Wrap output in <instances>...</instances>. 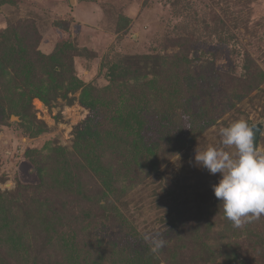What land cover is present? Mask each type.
Wrapping results in <instances>:
<instances>
[{
	"label": "rangeland",
	"instance_id": "374dc122",
	"mask_svg": "<svg viewBox=\"0 0 264 264\" xmlns=\"http://www.w3.org/2000/svg\"><path fill=\"white\" fill-rule=\"evenodd\" d=\"M241 119L264 128V0L2 6L0 264H264V216L234 228L195 161Z\"/></svg>",
	"mask_w": 264,
	"mask_h": 264
},
{
	"label": "clouds",
	"instance_id": "9594fccd",
	"mask_svg": "<svg viewBox=\"0 0 264 264\" xmlns=\"http://www.w3.org/2000/svg\"><path fill=\"white\" fill-rule=\"evenodd\" d=\"M257 133L264 128L249 126L241 119L220 129L224 148L208 147L196 150L195 161L211 175L220 174L212 186L215 197L222 205L224 217L234 228L264 216V153L255 142ZM234 148L235 153L225 149ZM166 241L153 239V251L162 248Z\"/></svg>",
	"mask_w": 264,
	"mask_h": 264
},
{
	"label": "trees",
	"instance_id": "16d2710c",
	"mask_svg": "<svg viewBox=\"0 0 264 264\" xmlns=\"http://www.w3.org/2000/svg\"><path fill=\"white\" fill-rule=\"evenodd\" d=\"M14 0H0V8L2 7V6H5V5H7V4H10V3H12ZM140 117V116H139ZM122 120H124V122H127L128 123V118H123ZM140 123V122H139ZM129 124V123H128ZM140 124H142V123H140ZM123 130H126V132H124V134H126L125 135V138H123V141H125V140H127L126 138H129V136H131V134H133V132H131V130H130V128H124ZM261 139V138H260ZM139 138L138 139H136V142L139 144ZM126 142V141H125ZM136 143V144H137ZM133 148H134V146H133ZM132 154H133V156L135 155V156H137V155H139L138 154V150H135L134 151V149H133V151L131 152ZM135 174H137V173H135ZM112 187H113V185H111V184H107V189L109 190V191H112ZM51 211H52V217H54L55 218V220L56 221H58V222H61V219H63L64 217H67V216H69L70 214H73V209L72 210H70V209H68V210H66V209H63V207H57L56 209H50ZM28 214V216H29V213H27V211H26V215ZM66 215V216H65ZM50 263V262H49Z\"/></svg>",
	"mask_w": 264,
	"mask_h": 264
},
{
	"label": "water",
	"instance_id": "95a60500",
	"mask_svg": "<svg viewBox=\"0 0 264 264\" xmlns=\"http://www.w3.org/2000/svg\"><path fill=\"white\" fill-rule=\"evenodd\" d=\"M253 127L263 128L262 125H256V126H253ZM261 135H262V134L259 135V134L257 133V135H256V137H255V142L258 144V147H259V142H260Z\"/></svg>",
	"mask_w": 264,
	"mask_h": 264
}]
</instances>
